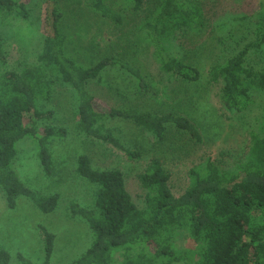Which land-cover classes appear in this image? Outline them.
I'll return each mask as SVG.
<instances>
[{"label": "trees", "instance_id": "1", "mask_svg": "<svg viewBox=\"0 0 264 264\" xmlns=\"http://www.w3.org/2000/svg\"><path fill=\"white\" fill-rule=\"evenodd\" d=\"M139 11L144 0H123ZM59 0H45L44 39L36 62L18 70L0 72V190L8 208L25 197L43 213L52 212L58 195H45L25 185L13 164L18 154L17 143L31 138L44 173L53 171L49 147L52 139L66 135L64 128L44 127L42 122L53 117V109H43L41 99L50 94V75L68 85L78 99V129L90 140L121 151L128 159H137L140 152L126 147L115 137L108 123L123 120L134 124L163 141L169 127L185 133L195 143L202 136L184 115L158 114L133 108L98 107L95 97L87 90L93 81H101L103 73L118 70L135 81V87L147 94L149 84L128 61L114 55L82 66L66 52V36L59 24L63 17ZM90 7L115 25L123 19L106 0H90ZM16 15L27 20L28 11L16 0H0V16ZM247 20L251 33L235 52L214 62L208 69V79L218 86V102L227 111L242 112L252 100L250 89L264 91V70H255L247 61L249 54L264 48V0L257 9L238 17ZM206 27L200 6L189 0H160L156 12L139 28L138 35L156 59L159 75L169 80L194 83L200 78L195 65L173 54L179 32L201 34ZM172 47V48H171ZM7 57L0 41V65ZM259 130L252 133L246 160L232 169H225L207 157L188 173V184L178 195L170 186V175L154 158L138 175L146 190L144 207L137 206L127 191L123 173L118 169H95L90 158L80 154L76 161L79 176L96 185L92 207L72 203L71 217L83 219L92 230L93 241L86 251L70 264H110L117 251L138 248L126 253L120 264H174L179 256L173 247L178 233L200 245L194 264H264V110ZM41 259L33 261L22 252L15 255L18 264H51L55 234L39 226ZM11 254L0 247V264H9ZM187 264V263H185Z\"/></svg>", "mask_w": 264, "mask_h": 264}, {"label": "rangeland", "instance_id": "2", "mask_svg": "<svg viewBox=\"0 0 264 264\" xmlns=\"http://www.w3.org/2000/svg\"><path fill=\"white\" fill-rule=\"evenodd\" d=\"M28 11L27 20L10 14L0 16V41L7 63L0 72L18 70L36 62L44 39L45 0H16ZM200 6L206 21L201 34L179 32L173 44V54L200 70L194 83H184L161 77L151 48L140 38L138 28L157 10L160 0H144L139 11L123 0H106L123 19L115 25L90 7V0H59L63 17L59 27L66 36V52L82 66L97 62L108 55L118 56L131 63L149 84L147 94L140 93L135 81L124 72L111 70L93 80L87 90L95 97L98 107L133 108L158 114H181L198 128L202 141L195 143L185 133L169 127L163 141L123 120L108 123L112 134L123 144L140 152L137 159H128L123 152L83 137L78 129V99L74 91L55 75H50V94L41 99L43 109H53L51 119L40 127L64 128L66 135L49 142L53 158L50 176L42 170L37 150L31 138L17 143L18 154L14 168L21 180L42 194H57L58 204L50 213H43L25 197L8 208L0 190V247L9 251V264H18L15 255L22 252L35 262L41 259L39 226L55 234L51 264H70L80 257L93 241V233L81 218L71 217L72 203L92 207L96 185L79 176L76 161L87 155L95 169H118L125 178L127 191L133 202L145 205L146 190L138 175L149 162L157 158L170 175L169 186L175 195L188 184V173L207 158L225 169H232L246 160L252 133L259 130L264 110V91L250 89L251 104L242 112L227 111L218 102V86L208 79V69L214 63L238 50L246 42L251 25L237 20L253 13L259 0H189ZM248 63L255 70H264V48L249 54ZM173 247L179 261L174 264H194L200 245L185 232L178 233ZM138 248L113 254L110 264H120L126 253L135 254ZM155 264H162L156 260Z\"/></svg>", "mask_w": 264, "mask_h": 264}]
</instances>
